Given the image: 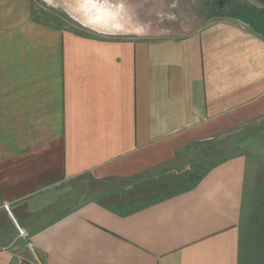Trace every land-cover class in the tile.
I'll use <instances>...</instances> for the list:
<instances>
[{"label":"crops","instance_id":"0c3cea01","mask_svg":"<svg viewBox=\"0 0 264 264\" xmlns=\"http://www.w3.org/2000/svg\"><path fill=\"white\" fill-rule=\"evenodd\" d=\"M44 11L0 0V264H264L231 141L264 138V26L82 33Z\"/></svg>","mask_w":264,"mask_h":264},{"label":"rangeland","instance_id":"374dc122","mask_svg":"<svg viewBox=\"0 0 264 264\" xmlns=\"http://www.w3.org/2000/svg\"><path fill=\"white\" fill-rule=\"evenodd\" d=\"M39 2L41 9L45 10L47 19L58 20L63 25L71 21L72 27L82 33L99 34L98 30L102 26H115L116 31L120 33L178 35L199 30L219 19L242 20L244 23L245 19H250L254 26L263 25L264 20V0H47L44 2L39 0ZM51 3L57 8L50 7L48 4ZM59 7L73 10L74 15L78 16L79 25ZM81 20L95 25V29L83 28L80 26ZM251 133L253 132L242 130L233 135L231 141L234 144L248 145L246 148L242 147L248 153L249 161L252 160L247 187L249 194L247 208L251 217L247 219V223L253 221L252 227L257 230L264 223V138H253ZM235 150L236 148H233V151ZM187 168L189 165L173 172L177 176L175 183L187 182L191 179L193 168L191 172ZM186 170L188 174L185 173ZM72 183L73 191L76 190L75 188L83 190V187L88 189L95 186L93 180L89 178L75 180ZM245 228L248 230V225Z\"/></svg>","mask_w":264,"mask_h":264},{"label":"trees","instance_id":"16d2710c","mask_svg":"<svg viewBox=\"0 0 264 264\" xmlns=\"http://www.w3.org/2000/svg\"><path fill=\"white\" fill-rule=\"evenodd\" d=\"M248 20H250V19H248ZM263 20V19H262ZM262 23H264V20L262 21ZM260 25V24H259ZM260 26H264V24L262 25H260ZM208 171V168L207 169H205L194 181H193V183L190 185V186H187V187H184V189H189V188H192L193 186H195L196 185V183L205 175V173ZM148 203H142L140 206H138V207H141V206H145V205H147ZM129 205H133L134 206V204H128L127 203V201L126 200H124V201H121V202H119L118 203V206L119 207H122L123 209V212H130V211H132L134 208L132 207V208H129ZM137 208V207H136Z\"/></svg>","mask_w":264,"mask_h":264}]
</instances>
